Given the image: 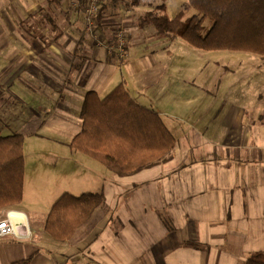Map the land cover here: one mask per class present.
<instances>
[{
  "label": "crops",
  "instance_id": "crops-1",
  "mask_svg": "<svg viewBox=\"0 0 264 264\" xmlns=\"http://www.w3.org/2000/svg\"><path fill=\"white\" fill-rule=\"evenodd\" d=\"M134 1L106 0L95 34H86L72 0H0V136H39L36 146L55 154L34 159L30 173L24 150L23 200L0 217L24 213L30 236L0 238V264L32 254L31 264H245L264 251V96L221 104L182 96L186 84L203 82L170 59L176 38L145 24L162 1ZM119 29L125 55L110 49ZM210 66L199 69L207 75ZM120 83L176 138L161 161L128 175L70 145L86 94L104 98ZM85 192L105 202L69 240L52 238L44 225L53 204ZM27 193L47 213L27 210Z\"/></svg>",
  "mask_w": 264,
  "mask_h": 264
},
{
  "label": "trees",
  "instance_id": "trees-1",
  "mask_svg": "<svg viewBox=\"0 0 264 264\" xmlns=\"http://www.w3.org/2000/svg\"><path fill=\"white\" fill-rule=\"evenodd\" d=\"M161 1L143 17L159 37H181L205 51H246L264 57V0H189L198 14L185 20L183 12L170 17L165 0ZM101 12L102 8L97 24ZM206 19L211 22L209 27L204 25ZM81 117V130L71 147L119 175L133 174L161 161L176 142L159 113L137 103L123 83L104 98L89 91ZM24 145L21 133L0 136V209L23 200ZM104 202L100 192L64 193L51 207L44 231L58 241L69 240ZM33 257L10 264H31ZM245 264H264V251L251 253Z\"/></svg>",
  "mask_w": 264,
  "mask_h": 264
},
{
  "label": "rangeland",
  "instance_id": "rangeland-1",
  "mask_svg": "<svg viewBox=\"0 0 264 264\" xmlns=\"http://www.w3.org/2000/svg\"><path fill=\"white\" fill-rule=\"evenodd\" d=\"M157 1L160 2L161 0ZM130 2L128 1V3ZM164 3L165 11L170 17H175L180 12H183V19L185 20L198 14V11L191 6L189 0H165ZM204 25L209 27L211 25L210 20L206 19ZM174 38L176 39L171 44L174 47V56H169L170 59L184 62L187 80L194 81L195 83L199 81L203 82L202 87L195 84H189V86L186 84V87L180 90L182 96H186L187 98L197 97L200 100L210 97L211 100L216 99V103L220 100L219 104L232 100H241L242 102L249 103L251 99H257L260 95L264 96V57L246 51H205L190 45L181 37ZM207 63L211 64L210 72L204 75L205 68H201L200 70L199 66L200 64L203 66V64ZM214 79L216 85H213ZM186 110L188 111V108ZM40 142H42V139L35 135L26 137L25 139L24 150L26 149V156H29L28 171L30 173L38 166L34 162V159L38 156L41 158V154H44L46 157L55 155L54 150L46 147L48 144L36 146ZM30 145L33 147L32 149H28ZM44 148L47 149L46 152L43 151ZM24 207L27 210L36 209L39 213L37 214L38 216L47 213L49 210L48 205L44 203L40 204L31 193L26 194ZM29 236L18 238L23 239Z\"/></svg>",
  "mask_w": 264,
  "mask_h": 264
},
{
  "label": "built area",
  "instance_id": "built-area-1",
  "mask_svg": "<svg viewBox=\"0 0 264 264\" xmlns=\"http://www.w3.org/2000/svg\"><path fill=\"white\" fill-rule=\"evenodd\" d=\"M105 2L106 0H72L74 9L78 10L82 16L84 33L95 34L96 18ZM127 45L124 30L119 29L110 49H117L121 55H125L127 53ZM10 213L7 212L4 217H0V238L12 234L18 237L29 235L27 223L16 222Z\"/></svg>",
  "mask_w": 264,
  "mask_h": 264
},
{
  "label": "bare ground",
  "instance_id": "bare-ground-1",
  "mask_svg": "<svg viewBox=\"0 0 264 264\" xmlns=\"http://www.w3.org/2000/svg\"><path fill=\"white\" fill-rule=\"evenodd\" d=\"M13 217V219L16 221V222H24V223H27V218L25 216L24 213L20 212V211H11L10 213Z\"/></svg>",
  "mask_w": 264,
  "mask_h": 264
}]
</instances>
